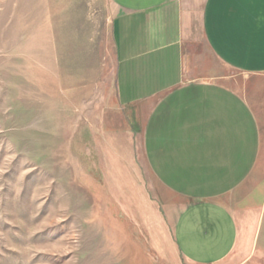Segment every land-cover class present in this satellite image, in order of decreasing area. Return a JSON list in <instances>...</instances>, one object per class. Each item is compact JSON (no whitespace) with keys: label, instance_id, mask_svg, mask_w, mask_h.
Here are the masks:
<instances>
[{"label":"rangeland","instance_id":"rangeland-1","mask_svg":"<svg viewBox=\"0 0 264 264\" xmlns=\"http://www.w3.org/2000/svg\"><path fill=\"white\" fill-rule=\"evenodd\" d=\"M111 0H0V264H193L115 88ZM218 264H264V203Z\"/></svg>","mask_w":264,"mask_h":264},{"label":"crops","instance_id":"crops-1","mask_svg":"<svg viewBox=\"0 0 264 264\" xmlns=\"http://www.w3.org/2000/svg\"><path fill=\"white\" fill-rule=\"evenodd\" d=\"M115 88L193 264L264 203V0H111Z\"/></svg>","mask_w":264,"mask_h":264}]
</instances>
